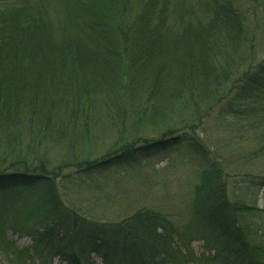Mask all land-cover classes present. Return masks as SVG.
Wrapping results in <instances>:
<instances>
[{
    "label": "trees",
    "instance_id": "16d2710c",
    "mask_svg": "<svg viewBox=\"0 0 264 264\" xmlns=\"http://www.w3.org/2000/svg\"><path fill=\"white\" fill-rule=\"evenodd\" d=\"M3 1L0 255L9 264H92L93 255L104 264H264L252 218L263 210L231 200L204 138L209 119L223 130L264 111V59L256 62L255 33L236 0ZM180 111L182 129L127 139L128 125H158ZM100 121L119 138L95 157ZM58 147L67 156L51 167ZM172 149L201 161L189 233L155 209L108 221L60 196V181L101 182ZM9 232L32 247L19 249ZM194 237L207 256L195 257Z\"/></svg>",
    "mask_w": 264,
    "mask_h": 264
},
{
    "label": "rangeland",
    "instance_id": "374dc122",
    "mask_svg": "<svg viewBox=\"0 0 264 264\" xmlns=\"http://www.w3.org/2000/svg\"><path fill=\"white\" fill-rule=\"evenodd\" d=\"M236 2L242 11H246L249 25L253 28L254 54L256 62H260L264 59V0ZM4 3L6 4L5 1L0 2V8ZM257 113L260 114L258 120L240 119L230 123L223 130L217 118L209 119L205 125L207 132L204 138L215 157H218V164L225 173L231 200L242 201L263 210L262 213L253 212L252 218L264 235V155H255L264 148V140L260 138L264 133V111L263 114L261 110ZM187 118L188 116L180 111L168 114L164 118L166 120L159 121L158 125L139 124L131 127L130 124L127 126V139L142 137L157 140L166 127L182 129V122H186ZM100 122L99 127L104 132L93 142L92 153L95 157L103 155L119 138V132L108 131L107 121ZM66 156L63 149H53L49 155L51 167L60 165ZM200 164V159L189 151L167 150L157 153L139 166L116 175H106L101 182L87 178V182L76 186L71 181H60L59 193L67 206L90 217L115 221L147 207L172 220L180 232L189 233L190 203ZM69 173L70 171H66V174ZM8 239L19 249H30L33 245L32 239L20 238L12 232L8 233ZM176 243L185 253L186 248L177 240ZM204 246V241L194 237L191 248L195 257L201 258L204 254L207 256ZM91 263L104 264L97 255L92 256ZM0 264L9 263L0 255ZM53 264L65 263L56 259Z\"/></svg>",
    "mask_w": 264,
    "mask_h": 264
}]
</instances>
